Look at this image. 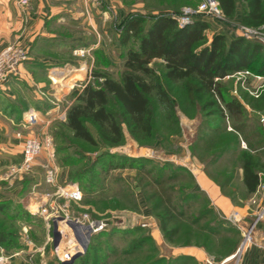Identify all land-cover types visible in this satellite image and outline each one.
<instances>
[{
    "label": "trees",
    "instance_id": "1",
    "mask_svg": "<svg viewBox=\"0 0 264 264\" xmlns=\"http://www.w3.org/2000/svg\"><path fill=\"white\" fill-rule=\"evenodd\" d=\"M216 1L225 20L239 16L243 26L264 28V0ZM210 25L202 16L180 24L169 12L128 14L117 39L123 56L118 76L92 72L96 82L71 92L65 118L51 126L50 135L55 141L56 163L66 169L70 182L78 184L86 203L94 202L102 211L124 206L107 200L118 194L108 184L111 178L112 183L121 181L112 173L131 170L133 183L158 220L164 240L229 254L235 245L218 241L226 239L223 232L232 228L197 188L185 166L109 150L124 144L125 130L139 145L171 141L181 134L179 113L188 118L198 116L196 135L189 145L191 156L232 201L244 200L256 191L262 181L257 172L261 159L257 151L264 147V125L254 113L264 111V86L255 96L251 82L255 75L264 78V45L241 35L227 39L224 33H215L208 40L205 32ZM247 106L254 112H248ZM6 109L20 117L19 108L8 105ZM242 141L245 149L240 147ZM0 216L7 220L0 223V247L14 250L20 245L21 223L28 225L32 215L13 200L1 199ZM131 229L143 233L134 240L132 250L148 242L158 251L144 229ZM121 233L124 231L116 226L104 229L91 236L82 254L59 264H107L114 253L108 242ZM103 235L105 245L100 239ZM215 241L224 249L215 250ZM188 262L196 264L188 255L158 257L144 264Z\"/></svg>",
    "mask_w": 264,
    "mask_h": 264
},
{
    "label": "crops",
    "instance_id": "2",
    "mask_svg": "<svg viewBox=\"0 0 264 264\" xmlns=\"http://www.w3.org/2000/svg\"><path fill=\"white\" fill-rule=\"evenodd\" d=\"M93 5L94 2L88 0H28L27 5H21L19 0H0V49L7 44L16 43L28 50V59L19 65L17 74L7 82L0 83V175L8 173L11 166L18 167L22 162V138L17 137L16 133L21 132L23 136L38 133V126L22 125L26 112L37 111L44 122L53 123L61 120L72 102L71 92L90 76L92 58L90 60L79 58L73 54V50L77 48L95 50L100 47L106 59L110 61L118 59V47L113 42H107L104 37L96 36L97 40L94 39L91 18ZM215 33L221 32H213ZM110 48H116L114 56ZM8 105L22 110L19 118L16 113L7 111ZM247 110L250 113L254 112L248 106ZM262 112L254 114L261 119ZM124 137L127 145L120 151L129 156L150 157L148 153L139 149L131 136ZM182 137L174 136L171 141L175 143ZM240 147L245 149V142L242 141ZM164 152L167 156L164 160L181 163L193 174L197 188L207 195L216 212L224 219L230 220L232 215L238 219L247 214L248 209L253 208L252 205V208L249 207L252 198L258 202L264 199L261 189L264 185V147L257 151L261 158L257 172L262 181L256 191L244 200L238 199V202L232 201L220 191L219 186L205 174L200 162L194 159L188 150L182 156L174 152ZM42 157L43 155H40L32 167L31 175L34 180L38 173L40 174L38 161ZM238 175H241V168L238 169ZM238 181L241 184L239 177ZM36 182L41 183L42 187L35 192H41L46 188L42 178ZM4 198L6 197L0 196V200ZM138 199L146 206L142 195L138 196ZM34 201L35 198L31 197L26 204L27 207H36ZM142 212V217H149L151 220L153 228L150 235L156 244L163 242L158 220L151 218L147 206ZM178 251L195 257L204 253L202 249L193 246ZM1 253L8 256L10 259L8 263L21 264L12 258L11 254L7 255L5 251L0 250ZM234 262L230 260L229 263ZM237 264H264V220L258 222L252 234V241L242 251Z\"/></svg>",
    "mask_w": 264,
    "mask_h": 264
},
{
    "label": "rangeland",
    "instance_id": "3",
    "mask_svg": "<svg viewBox=\"0 0 264 264\" xmlns=\"http://www.w3.org/2000/svg\"><path fill=\"white\" fill-rule=\"evenodd\" d=\"M171 1L172 0H98L97 2H94L93 14H91V18L93 19V27H94L93 31L95 34L93 35L95 36L94 39L97 40V37L99 38L104 37L106 38L107 42L109 43L113 42L114 45L118 47L117 51L119 53V56L118 59L114 58L116 60L110 61L106 59L103 49L100 47L95 50H91V54H90L91 56L88 55H85L83 57L78 56L79 58L88 59V60L92 58L91 59L92 67L90 70V76L86 80L82 81V84H80V86L82 85L85 86L88 82H93V83L96 82L92 78L91 75L92 72L107 71L115 77L118 76L119 71L121 69L123 56L120 46L117 42V39L119 37L122 21L125 19V17L128 14H132V13L154 15L159 12H169L178 19H184V18L192 19L194 16H202L211 23L210 29L206 30L205 32L208 40H210L211 37L214 35L213 32H221L226 35L227 39H230L236 35H241L247 38L256 39L264 45V28L260 27V29L256 30V32L245 34L239 16H236V18L233 21H227L225 19L217 20L202 13H197V14L195 13V10H197L200 0H174V2ZM173 6L178 7V9L176 11L170 9ZM185 10H189V11H185ZM110 51L111 53H113V56L114 54H116L115 52L116 48L113 49L110 48ZM80 86L77 87V89L75 88L74 90L80 91L82 89V87ZM251 86L254 87L255 90L262 89L261 87L264 86V79L257 78L255 75L253 81L251 82ZM184 120H188V121H184ZM61 121L62 119L54 121L49 125H45V124L40 126L34 125V126H38L37 134L42 135L40 137L43 143V147H42L43 149L40 152V154L34 159L29 170L21 169L17 172L0 175V196L6 197L4 199L13 200L14 203L19 204L23 209L27 210V212L32 215V218H30V220L27 221L28 225L25 223H21V236L19 237L20 245L16 249L10 251H6L2 247H0V250L5 251L7 255L11 254V256H13L12 258H15V260H17L21 264H59V262H61L58 257L59 254L57 252L58 250L57 251L55 250L56 244L54 242L55 238L52 235V227L46 224V219L41 214L33 213L35 212V208H34L35 206L33 208H29L26 205L31 199V197L32 198L36 197V195L34 194L35 191L38 190L39 187L40 188L42 187V184L41 183L39 184L36 181H41L42 178L44 182V166L47 164H52L57 168L58 179L60 182L63 181L67 183H73L67 179L66 169L58 166L54 156L53 142L55 141L50 135V128L52 125L54 126L55 123H59ZM179 121L181 122V124L183 122V125L181 126V134L178 135V137H182V136L183 137L178 138L176 141L177 143L176 142L174 143L172 141H164L160 143L159 141H157L155 145H148L147 143L142 145L138 144L139 149L145 151L150 155L151 158H154L156 160H164L167 157L164 151L174 152L180 156L185 155L187 150L190 153L189 145L193 143V140L195 138L196 129L199 123V117L197 116L194 118H188L184 114L179 113ZM125 136H130L126 130H125ZM46 138H48L49 140L48 142H46L47 141ZM46 144H48L49 146H47ZM126 145L127 142L125 141L123 145L118 147H112L109 150L112 152L123 153L122 148H126ZM50 148L53 154L52 158L49 156ZM84 149L88 150L92 156L95 155L94 152H91L93 150L90 149L89 147H85ZM40 155H43L42 159L38 161L40 162L39 165L41 171L40 174L38 173V176H36L34 180L31 175V170L32 167L36 164V160H38ZM229 165H227L228 168L230 167ZM112 175L115 177L119 176L121 178V181L112 183L111 181L112 178H111L109 184L107 183L108 185H111L112 187L115 188V190L118 191V194H115L114 197H108L107 200L110 199L113 200V202L117 203L118 205L125 204L126 206L125 205L118 207L109 206L103 211L99 210L95 207L96 205H94V202L86 203V201L83 200V194L80 188H79L81 192L80 200H77L75 202L74 201L66 202L67 207L69 209L68 210L69 213H73L75 215L86 214L90 220L104 219L107 223L106 225L107 227H105L104 229L107 231L111 230L113 226L120 227V230L124 231V233H121L119 236H114L111 242L110 241L108 242L110 246L114 248V253H112L108 257L107 264H144L146 261L158 257L173 259L177 256L186 255L180 253L178 250H183L184 248L190 246L198 247L202 249L204 252L202 255L198 257H195L194 255H188L194 258L196 264H206V259H209L213 263H218L223 258L233 254L236 251L237 247L239 246L240 242L243 239L242 236L243 227L249 224L250 222H252L253 219L255 218L256 205L250 203L249 207L252 208L253 206V208L251 210L248 209L249 211L247 214L238 217L237 221L227 219L229 222V226H231L232 229L229 230L228 232H223L226 239L221 238L220 241L218 242L230 241V244L235 245L234 250L229 254H221L218 251L214 252V250L213 252H209L203 247L193 244L181 245V244L169 243L166 240H164V238H163L164 240L163 242L160 241L158 244H156L154 238L150 235V232L152 231L153 228L150 222L151 221L150 218L142 217V213H143L142 209H145L147 205L146 206L144 204L142 205L141 202H139L140 200L138 199V196L142 194L140 192V189L137 187V185L133 183L132 180L133 171L121 170L112 173ZM28 177L30 178L29 180ZM44 184L46 185L45 182ZM51 191L52 188L46 185V188H44L41 192H37V193H46ZM86 199L87 200L91 199V196L89 198L87 197ZM34 202L36 203V200ZM148 210L150 209L148 208ZM150 216L152 219L153 218L156 219L151 214V212H150ZM0 223L1 224L7 223V220H5L3 217L0 216ZM142 224H144L145 226H142ZM17 226H19V224H17ZM135 226H140L142 229H144L145 232H147L152 237L158 251H154L148 242L145 243L143 246H141L139 249L136 250L131 249L134 240L139 238V236L143 234V233H133L131 228ZM229 226L228 227L226 226V229L229 228ZM62 228L65 231H69L68 228L65 226H63ZM92 235H90V238ZM100 239L102 240V242H104V245L107 243L106 236L103 235L102 237H100ZM64 240L66 239L61 240L60 242L61 246L59 247V250L65 249L67 247L66 245L64 246V242H65ZM218 242H216L217 246L215 250L221 251L224 248ZM225 246L228 247L227 245ZM231 247L233 248V246ZM85 250H83L82 253ZM0 255H3L4 257H8L2 253ZM9 260H10L9 258L5 259L2 264H11L8 263ZM186 264H193V263L188 262Z\"/></svg>",
    "mask_w": 264,
    "mask_h": 264
},
{
    "label": "built area",
    "instance_id": "4",
    "mask_svg": "<svg viewBox=\"0 0 264 264\" xmlns=\"http://www.w3.org/2000/svg\"><path fill=\"white\" fill-rule=\"evenodd\" d=\"M92 2H97L98 0H88ZM21 5H27L28 0H19ZM189 11V10H185ZM191 11V10H190ZM88 12V11H87ZM89 13V12H88ZM195 13H202L211 18L222 20L223 15L222 11L216 0H200L197 10ZM191 19H179L180 24H185L189 22ZM245 34L256 32L258 28H250L243 26ZM92 48H77L73 50V54L76 56L83 57L85 55L91 56ZM28 57L27 48L18 45L16 43L7 44L0 49V83H5L10 80L14 75L18 72L19 65L24 62ZM245 73H248L245 71ZM240 74V72H239ZM257 78L264 79L263 77L256 75ZM80 86V85H79ZM78 86V87H79ZM84 87V85L80 86ZM253 95L257 96V90L251 92ZM64 116L62 120H64ZM261 120L264 123V111L261 114ZM50 121L44 122L40 117L39 113L34 110H28L23 118L22 125L24 127L34 126V125H49ZM17 137L22 138L21 144V154H22V162L21 164L16 166H11L9 168L8 173L17 172L21 169L29 170L34 159L40 154L42 151L43 143L41 141V134L37 135H27L23 136L21 132L16 133ZM46 136V135H44ZM46 142H48V138H46ZM49 146L48 144H46ZM49 156L52 158L53 154L51 148L49 150ZM44 182L47 186L52 188L51 192L46 193H37L36 207L35 212L37 214H41L46 219V224L52 227V235L54 236L53 230H56L59 234L58 242L55 245V250L60 254H58L59 260L61 262L70 261L71 258L77 254L82 253L83 251V243L88 241L90 235L97 233L103 230L107 223L104 219H94L90 220L86 214H73L69 213V209L67 207V201H77L81 198V192L79 190L78 184L76 183H67L60 182L58 179L57 168L52 164H47L44 166ZM261 189L264 193V185L261 186ZM251 203L256 205L255 218L252 222L243 227L242 236L243 239L237 247L236 251L223 258L218 263H213L209 259H206V264H230V260H234V264H237V260L241 255L242 251L246 248V246L252 241V234L255 230L258 222L264 220V199L260 202L256 201V199L252 198ZM71 214V215H70ZM230 220H236L235 215H232ZM65 226L69 231H65L62 227ZM142 226H145L142 224ZM89 234V236H88ZM62 239L64 240V246L67 247L65 249H60V242ZM7 257L0 255V264L4 262Z\"/></svg>",
    "mask_w": 264,
    "mask_h": 264
},
{
    "label": "water",
    "instance_id": "5",
    "mask_svg": "<svg viewBox=\"0 0 264 264\" xmlns=\"http://www.w3.org/2000/svg\"><path fill=\"white\" fill-rule=\"evenodd\" d=\"M53 233H54V236H55V240H54V242H55V244H56L57 241H58V238H59V234H58V232H57L56 230H53ZM88 236H89V234H88ZM87 244H88V241H85V242L83 243V250L86 249ZM78 255H80V253L75 254V255L71 258L70 261H67V262H64V263H69V262H71V261H72L76 256H78Z\"/></svg>",
    "mask_w": 264,
    "mask_h": 264
}]
</instances>
